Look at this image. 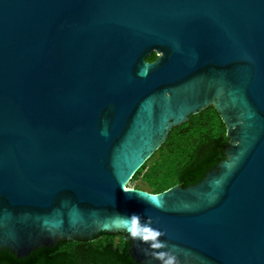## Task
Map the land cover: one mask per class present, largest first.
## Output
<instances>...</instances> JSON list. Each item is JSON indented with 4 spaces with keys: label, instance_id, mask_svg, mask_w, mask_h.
<instances>
[{
    "label": "water",
    "instance_id": "water-1",
    "mask_svg": "<svg viewBox=\"0 0 264 264\" xmlns=\"http://www.w3.org/2000/svg\"><path fill=\"white\" fill-rule=\"evenodd\" d=\"M210 106L226 161L133 189L162 208L123 190ZM133 214L179 264H264V0H0V251L129 234L117 217Z\"/></svg>",
    "mask_w": 264,
    "mask_h": 264
},
{
    "label": "trees",
    "instance_id": "trees-1",
    "mask_svg": "<svg viewBox=\"0 0 264 264\" xmlns=\"http://www.w3.org/2000/svg\"><path fill=\"white\" fill-rule=\"evenodd\" d=\"M156 60L154 53L147 62ZM228 143L226 125L210 106L175 127L130 183L141 179L153 194L177 185L187 188L198 184L217 164L226 161ZM142 186L136 189L143 190ZM131 245L127 233L101 232L93 240H58L53 248L38 249L22 259L4 249L0 251V264H137L131 257Z\"/></svg>",
    "mask_w": 264,
    "mask_h": 264
},
{
    "label": "clouds",
    "instance_id": "clouds-1",
    "mask_svg": "<svg viewBox=\"0 0 264 264\" xmlns=\"http://www.w3.org/2000/svg\"><path fill=\"white\" fill-rule=\"evenodd\" d=\"M122 187L127 193L136 192L138 197L154 207H163V201L157 199L158 196L156 195L150 196L143 192H137L124 185H122ZM117 219L130 234L131 238L139 239L150 245V251L149 249L144 250L146 256H150L152 259L160 261V264H179L177 255L179 250L175 245L170 246L166 241L160 239V237L166 235V232L152 227L153 220L150 216L143 224L141 223V217L136 214H133L130 217L118 215Z\"/></svg>",
    "mask_w": 264,
    "mask_h": 264
},
{
    "label": "rangeland",
    "instance_id": "rangeland-1",
    "mask_svg": "<svg viewBox=\"0 0 264 264\" xmlns=\"http://www.w3.org/2000/svg\"><path fill=\"white\" fill-rule=\"evenodd\" d=\"M143 185V181L140 179L138 181H136L134 184L129 183L127 187H130L131 189H136L137 186H142ZM142 189L145 191H149V189L147 187H145L144 185L142 186Z\"/></svg>",
    "mask_w": 264,
    "mask_h": 264
}]
</instances>
